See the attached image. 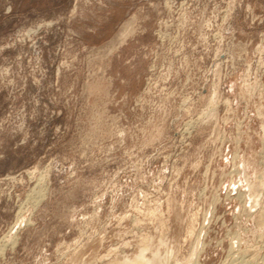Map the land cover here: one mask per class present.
Here are the masks:
<instances>
[{
  "label": "rangeland",
  "instance_id": "374dc122",
  "mask_svg": "<svg viewBox=\"0 0 264 264\" xmlns=\"http://www.w3.org/2000/svg\"><path fill=\"white\" fill-rule=\"evenodd\" d=\"M263 124L264 0H0V264H264Z\"/></svg>",
  "mask_w": 264,
  "mask_h": 264
},
{
  "label": "bare ground",
  "instance_id": "6f19581e",
  "mask_svg": "<svg viewBox=\"0 0 264 264\" xmlns=\"http://www.w3.org/2000/svg\"><path fill=\"white\" fill-rule=\"evenodd\" d=\"M213 85V84H212ZM212 99H214V98H212ZM208 101H210V100H208ZM210 104V103H209ZM264 127V124H263V126H262V128ZM236 142H237V140H235ZM39 191V190H38ZM37 191V193H36V196H35V200L37 201L39 198H41V196H43V192L42 191H39L38 192ZM33 195H34V192H33ZM264 200V199H263ZM9 245H13V243L12 244H9ZM4 245H1V247H0V251L1 250H3L4 248ZM197 256V255H196ZM261 260H263V259H261ZM153 261V260H152ZM158 261V260H157ZM166 262V261H165ZM242 262V261H241Z\"/></svg>",
  "mask_w": 264,
  "mask_h": 264
}]
</instances>
